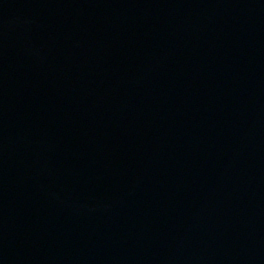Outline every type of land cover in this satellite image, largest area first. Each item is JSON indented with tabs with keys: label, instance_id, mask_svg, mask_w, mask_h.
Segmentation results:
<instances>
[{
	"label": "water",
	"instance_id": "95a60500",
	"mask_svg": "<svg viewBox=\"0 0 264 264\" xmlns=\"http://www.w3.org/2000/svg\"><path fill=\"white\" fill-rule=\"evenodd\" d=\"M0 264H264V0H0Z\"/></svg>",
	"mask_w": 264,
	"mask_h": 264
}]
</instances>
